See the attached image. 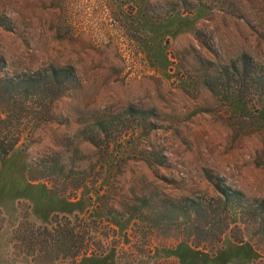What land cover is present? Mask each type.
Segmentation results:
<instances>
[{"label":"rangeland","instance_id":"1","mask_svg":"<svg viewBox=\"0 0 264 264\" xmlns=\"http://www.w3.org/2000/svg\"><path fill=\"white\" fill-rule=\"evenodd\" d=\"M1 79L0 264H264V0H0ZM56 216L106 251L30 256Z\"/></svg>","mask_w":264,"mask_h":264},{"label":"trees","instance_id":"2","mask_svg":"<svg viewBox=\"0 0 264 264\" xmlns=\"http://www.w3.org/2000/svg\"><path fill=\"white\" fill-rule=\"evenodd\" d=\"M200 4V3H198ZM244 58H248L244 54ZM64 73L62 70L53 71L55 77ZM8 80V79H7ZM3 80H0V87ZM49 113L43 111L40 113L41 118H48ZM7 117L0 116V157L8 154L16 145L19 139L20 133L9 140V134L13 129H3L6 125ZM21 129H18V131ZM221 193L227 196L226 190H222ZM200 211V208L197 212ZM205 209H203V212ZM202 212V211H201ZM52 226H38L30 229L28 237L23 236V240H27L30 245V256L34 258H49L50 263L58 259L68 260L70 263L77 260L81 256L100 254L106 251L109 242L108 234L103 230V227L99 226L100 222L95 219L88 220L84 216H74L70 218L68 216L55 217L52 221ZM210 231L216 232V242L219 241L224 230L228 227L227 219L218 224L211 223ZM110 230V229H109ZM200 230L196 228L198 233ZM195 246H199L198 243H194Z\"/></svg>","mask_w":264,"mask_h":264}]
</instances>
